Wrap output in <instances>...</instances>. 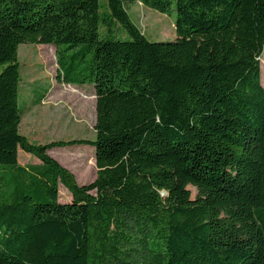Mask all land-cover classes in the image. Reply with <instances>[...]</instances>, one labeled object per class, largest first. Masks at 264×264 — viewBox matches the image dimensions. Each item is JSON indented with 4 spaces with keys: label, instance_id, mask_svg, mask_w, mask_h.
<instances>
[{
    "label": "trees",
    "instance_id": "obj_1",
    "mask_svg": "<svg viewBox=\"0 0 264 264\" xmlns=\"http://www.w3.org/2000/svg\"><path fill=\"white\" fill-rule=\"evenodd\" d=\"M134 2L172 4L0 0V264H264V0H174L166 41ZM21 43L54 45L55 79L91 85L94 139L19 132ZM66 144L94 148L93 181L48 154Z\"/></svg>",
    "mask_w": 264,
    "mask_h": 264
},
{
    "label": "rangeland",
    "instance_id": "obj_2",
    "mask_svg": "<svg viewBox=\"0 0 264 264\" xmlns=\"http://www.w3.org/2000/svg\"><path fill=\"white\" fill-rule=\"evenodd\" d=\"M106 12V0H100ZM172 0L168 14L160 13L140 2L125 6L131 21L149 41L174 40L176 14ZM116 35L128 39L120 26H113ZM105 29H101L104 32ZM20 66L19 106L22 119L19 132L29 142L45 144L51 141L92 140L95 137V96L90 84L81 86L59 83L56 74V47L49 44L21 43L18 46ZM261 80L264 85V48L260 56ZM44 88L47 90L45 91ZM47 93L38 104L31 103L41 93ZM91 148V149H90ZM48 154L69 169L79 185L89 183L96 176L94 148L89 144H72L53 147ZM18 162L28 165L38 162L35 155L18 149ZM91 164H90V163ZM191 197L196 190L188 186ZM60 200L69 201L70 193L59 184Z\"/></svg>",
    "mask_w": 264,
    "mask_h": 264
},
{
    "label": "crops",
    "instance_id": "obj_3",
    "mask_svg": "<svg viewBox=\"0 0 264 264\" xmlns=\"http://www.w3.org/2000/svg\"><path fill=\"white\" fill-rule=\"evenodd\" d=\"M60 83V82H59ZM79 87V86H78ZM47 93H45V95H46ZM43 100V99H42ZM32 101V100H31ZM20 128V127H19ZM91 149V148H90ZM38 162H39V160H38ZM38 162H35V163H38ZM22 165V164H21Z\"/></svg>",
    "mask_w": 264,
    "mask_h": 264
}]
</instances>
